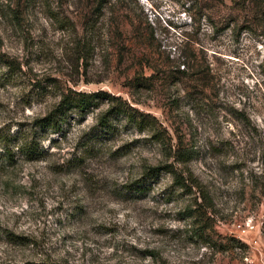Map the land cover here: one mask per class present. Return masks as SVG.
<instances>
[{"label":"rangeland","instance_id":"obj_1","mask_svg":"<svg viewBox=\"0 0 264 264\" xmlns=\"http://www.w3.org/2000/svg\"><path fill=\"white\" fill-rule=\"evenodd\" d=\"M0 54V264H264V0H0Z\"/></svg>","mask_w":264,"mask_h":264},{"label":"trees","instance_id":"obj_2","mask_svg":"<svg viewBox=\"0 0 264 264\" xmlns=\"http://www.w3.org/2000/svg\"><path fill=\"white\" fill-rule=\"evenodd\" d=\"M90 22V21H89ZM95 22H91L87 24V28H95ZM0 61L5 63L6 65L12 66L13 63L10 60H7L4 55L0 54ZM185 63V62H184ZM186 65L184 64V69L182 72H185ZM97 98H112L110 94L106 92H70L64 94L60 102L57 106L51 110L46 116L40 118L38 120V126L45 129H51L53 131H60L63 128V124L67 120V114L69 110L76 109L80 113H86L89 109L93 106H96L99 102H97ZM139 111L134 109L131 105L126 104L118 105L112 104L111 107L108 109L107 113L101 118L100 124L104 128L108 127V122L110 120V116L113 114L116 115H123L127 122L133 123L135 128L138 130H144L148 128L151 124L145 119V115L143 113H139L140 116L137 114ZM4 141L12 142L13 138H10L8 135H4L1 137ZM9 145V143L7 144ZM6 147V146H5ZM10 148V146L8 147ZM6 149V148H5ZM19 149L29 155V157L37 158L40 153H38L37 146L33 142H26L23 146H19ZM15 153L11 150H5V156L7 157V161L10 162L14 157ZM4 156V157H5ZM169 167V168H168ZM162 169H167L171 173L174 174L175 177V184L179 185L180 187H186L185 178L178 174L173 165L170 164L169 166H152L148 171V176L158 175ZM196 183V182H195ZM6 235H8L9 239L15 240L14 235L12 232L7 231ZM10 264V263H7Z\"/></svg>","mask_w":264,"mask_h":264}]
</instances>
